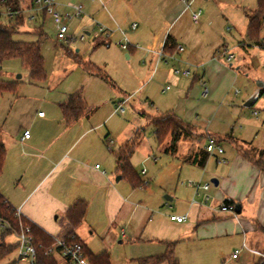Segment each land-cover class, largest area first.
Wrapping results in <instances>:
<instances>
[{
    "label": "crops",
    "instance_id": "obj_1",
    "mask_svg": "<svg viewBox=\"0 0 264 264\" xmlns=\"http://www.w3.org/2000/svg\"><path fill=\"white\" fill-rule=\"evenodd\" d=\"M58 1L62 11L67 3L83 4V14L74 21H78L76 29L92 36L91 44L118 47L126 36L130 43L128 49L122 48L126 57L137 55L148 63L150 76L142 72V77L132 70L128 79L133 81L124 83L131 87L124 88L138 90L135 82L139 76L140 82L147 81L143 89L145 101L151 106L144 109L138 98L132 107L147 120L153 142L144 140L145 127L140 123H128L127 133L116 140L108 128L112 116L126 112L125 106L124 112L115 113L116 104L130 97L129 104L135 93L114 100V109L107 114L89 108L86 115L71 122L66 120L61 104L71 94L83 93L77 90L61 95L49 102L47 112L29 113L27 124L11 127L10 131L0 126L7 150L0 192L47 233L63 235L71 231L93 253L109 252L112 264H140L141 259L166 253L169 242H175L174 255L180 264H264V257L254 252L264 253V171L249 158L258 157V151L264 149V30L259 45L247 38L246 11L255 10L258 0ZM193 13L198 14L197 21ZM47 19L53 25L50 16L37 15L35 21L26 20L34 26H23L22 31L44 32ZM133 23H137L136 28ZM98 24L105 26L109 36L98 30ZM168 36L173 45L165 50ZM178 45L184 50H178ZM223 47L236 57L231 61L217 57ZM177 65H188L193 68L192 74H176ZM153 79L166 84L164 93L171 92H157L150 84ZM83 97L86 99V95ZM166 112H174L192 130L174 151L170 149L171 138L163 143L155 138L152 117ZM25 130H30L29 138H24ZM136 133V150L143 146L144 161L158 163L155 147L174 157L170 160L174 163L172 179L163 183L161 190L171 192L167 201L179 199L184 206H164L160 194L154 202L148 185L133 186L121 174L116 155ZM208 135L220 137L224 153L209 155L201 166L198 161L206 152ZM203 138L206 143L202 145ZM111 139L115 148L108 144ZM106 147L113 159L103 163V169L99 161L104 162ZM134 153L130 158L133 166ZM222 157L226 163L219 162ZM183 174L194 175L200 183L209 178L218 183L212 181V190L211 186L201 189L198 194L211 192L199 201L194 200L196 189L192 199L190 193L184 198L186 190L176 184L170 186ZM79 200L87 207L83 219L74 224L67 212ZM226 200L240 205L236 216L218 209ZM172 215H187V219L178 222L171 219ZM55 257L59 264H70L60 252ZM16 258L17 251L9 261Z\"/></svg>",
    "mask_w": 264,
    "mask_h": 264
},
{
    "label": "rangeland",
    "instance_id": "obj_2",
    "mask_svg": "<svg viewBox=\"0 0 264 264\" xmlns=\"http://www.w3.org/2000/svg\"><path fill=\"white\" fill-rule=\"evenodd\" d=\"M77 24L78 21H74V19L70 23V34L76 37V41H59L56 37L55 28L51 24L50 19H47L45 27L43 28L45 35L41 42V53L44 58V70L46 72V77L43 81H34L20 58H4L0 61L2 71L1 78L6 81H17L15 92H4L0 97V126L4 131H10L11 127L16 125H25L27 124L25 119L33 110H35L36 113H38L39 110L47 112L49 102L52 101V99L61 95H69V93L77 90H81L83 95H86L88 108H95L99 113L106 112V114L109 109H114V104L112 103L114 100H118L124 95L135 93L130 103L125 105V114H116L112 116L107 124L108 128L112 133V138L116 140L127 133L125 129L128 123H133L136 126L140 123L145 127L144 140L146 141L148 138L153 142V131L146 126L147 120L136 113L132 107L138 98L140 102L144 104V109L148 110L151 106L145 101L146 89H143L147 81L145 82L144 80L140 82V78L144 77V74H147L146 76L149 74L147 70L148 63H146V65L137 55L133 59H128L121 45L118 47L116 45L108 47L104 44H100L99 46H96V43L91 44L92 36L86 35L85 31L79 30V27L76 29ZM23 26L24 29H29V27L34 25L29 22ZM262 30H264V28ZM83 34H85L84 41L80 39ZM16 38L38 40L39 35L37 36L34 33H20ZM76 55L81 58L82 61L91 62L100 68L102 72L107 75L108 80L100 76H93L87 72L81 64L76 62ZM217 55L218 51L216 53V56ZM190 67L192 68L193 66ZM176 68L188 69L189 66L186 65L182 68L177 65ZM132 70L142 76H139L138 79L136 78L137 81L135 84H139V89L136 91H132L131 89L126 90L124 88L131 87L129 84L124 83L133 81L128 79V77H131ZM191 71L193 72V68ZM142 72H144V74ZM90 78H93L92 81H89ZM150 78L152 79L153 75ZM189 78H192V76ZM150 84H154L156 91L162 95L171 92L167 91L164 93L162 89L166 84L158 82L156 79H153V81L151 80ZM105 131H108V129ZM205 140V138L202 139V145L206 143ZM115 146L116 145L113 144V148H115ZM139 147L140 148L137 150L135 148L133 164L139 175L148 183L146 188L152 190L153 196L151 199L157 202L158 195L160 194L164 206L172 205L175 208L184 206V203L179 199L167 201L166 196H170L171 192L162 193L161 190L163 183L169 182L171 181L170 179H172L170 172L174 163L171 164L170 160H175L174 157L168 156L163 148L159 147L157 149V147H155V154L158 158L160 157L158 163H154L152 159L144 161L145 152L142 149L143 146ZM108 148L109 147H106L104 162L99 161V163H102L103 169L105 167V162L107 163L108 160L112 161L113 159V153L109 150L110 148ZM167 166H171L170 169L169 167L167 168ZM143 170H145V172H143ZM193 170L199 169L194 168ZM188 179H192L196 183L198 182V179L195 178L194 175L183 174L181 177L177 176L175 180H173L174 182L172 181V184L170 183V186H174L175 184L178 185L183 190H186L183 197L186 198L190 193V199H192L195 187L192 188L188 183H185ZM207 180L212 190V188H214V183L211 178ZM211 190L205 192V194L196 193L194 200L199 201L201 197L210 193ZM6 240L9 243H15L17 238L13 233L9 234ZM14 255L15 252L5 258L1 264L7 263Z\"/></svg>",
    "mask_w": 264,
    "mask_h": 264
},
{
    "label": "trees",
    "instance_id": "obj_3",
    "mask_svg": "<svg viewBox=\"0 0 264 264\" xmlns=\"http://www.w3.org/2000/svg\"><path fill=\"white\" fill-rule=\"evenodd\" d=\"M31 0H0V61L4 58L17 57L20 58L24 67L29 71L30 77L34 81H43L46 77L44 70V58L41 53V39L45 35L43 31L34 30L33 33L39 35L36 41H26L16 38L22 31L23 25L27 22L25 16L22 15L16 21L7 22L1 14V11L6 7L12 9L20 8L21 5H29ZM249 24L247 31V38L253 44H261V32L264 28V0H258L257 8L255 10L246 11ZM31 33V32H25ZM170 45H173L171 36L167 37L164 49L166 50ZM76 62L81 64L87 72L94 76L108 80L105 73L100 68L91 62L82 61L76 55ZM2 71L0 67V97L4 92H15L17 81H6L1 78ZM63 114L68 122L76 121L83 115L88 113V105L86 99L81 93L71 94L68 100L61 104ZM152 123L155 133V138L158 143H163L166 139L171 138L170 149L175 150L178 142L182 138H187L191 133V126L179 118L174 112H166L162 115L152 117ZM214 136V135H213ZM216 137V136H214ZM221 142L220 137H216ZM139 135L136 133L132 138L125 143L120 151L117 153L116 158L119 165V170L123 177L130 181L133 186H146L148 183L142 179L137 170L130 162L131 155L136 148ZM240 148V147H239ZM264 149L258 151V157L249 156L254 165L260 170L264 171V162L262 156ZM6 146L1 138L0 128V175L4 168L6 159ZM209 153L206 151L201 159L198 161L199 165L204 166ZM196 161V160H195ZM226 202L233 203L231 200ZM86 202L79 200L67 212L68 219L77 224L85 215ZM0 220L6 223L4 227H0V264L17 250V242L9 243L6 237L13 234L15 231H20L21 225L29 224L32 228V235L34 236L37 246V259L35 264H59L55 254H46L45 251L53 244V237L40 228L37 224L33 223L26 216H18L16 208L5 198L0 192ZM75 238L79 239L75 234ZM41 245V246H39ZM175 242L168 243V250L166 253L156 256H150L140 260V264H157L163 260H168L169 264H180L178 258L174 255ZM85 253L91 264H112L110 253L105 251L93 253L85 246ZM4 264H15V260L9 261ZM263 264V263H259Z\"/></svg>",
    "mask_w": 264,
    "mask_h": 264
},
{
    "label": "built area",
    "instance_id": "obj_4",
    "mask_svg": "<svg viewBox=\"0 0 264 264\" xmlns=\"http://www.w3.org/2000/svg\"><path fill=\"white\" fill-rule=\"evenodd\" d=\"M24 0H22V3ZM67 8L63 11L60 10V2L58 0H31L29 5H21L20 8L12 9L11 7H6L1 11L2 17L7 21H16L18 17L24 15L27 21H35L37 15H48L53 21V25L56 31V37L59 41H76V37L70 34V23L76 17H80L84 12V6L78 2L67 3ZM193 18L195 21L198 20V14L193 13ZM133 28L137 27V23L132 24ZM100 32H105L106 36H109V32L106 30L105 26L98 24ZM81 40L85 39V34L80 37ZM121 47L123 49H128L130 43L128 38L124 37V42H122ZM178 50L183 51L184 47L182 45L177 46ZM164 55V51L160 52V56ZM217 57H224L227 61H231L236 57L234 52H231L227 47H223L218 50ZM174 72L176 74H182L183 76H190L192 71L188 69L175 68ZM169 88V86L167 87ZM130 97H127L116 104L114 112L121 113L125 111V104L129 101ZM39 115H44V112H40ZM24 138L30 137V130H25L23 134ZM109 146L113 145V140H109ZM206 151L212 154L224 153V147L213 135H208ZM220 163H226L227 160L222 157L219 159ZM99 167V164L96 165ZM145 172V170H143ZM187 183L195 187L197 194L201 189L208 190L210 188L209 182H194L192 179L188 180ZM208 199V197L206 198ZM222 212H231L236 216V207L233 203L222 202L218 208ZM16 213L18 216L24 215L20 208H16ZM172 220L178 222H183L187 219V215H172ZM6 223L0 220V227H4ZM17 238V258L15 259V264H35L37 259V246L35 243L34 236L32 235V228L29 224L21 225L20 231L14 232ZM49 234V233H48ZM51 235V234H50ZM54 239L53 244L48 248L46 254H55L60 252L70 264H91L86 253L85 245L82 240L76 239L75 234L71 231H67L63 235H51ZM41 246V245H39ZM254 252L261 254L264 257V253L254 250ZM237 256V253L234 254Z\"/></svg>",
    "mask_w": 264,
    "mask_h": 264
},
{
    "label": "water",
    "instance_id": "obj_5",
    "mask_svg": "<svg viewBox=\"0 0 264 264\" xmlns=\"http://www.w3.org/2000/svg\"><path fill=\"white\" fill-rule=\"evenodd\" d=\"M215 184H217L218 182L216 181V180H212ZM168 196H166V198H167ZM236 210L237 211H240V205H237V207H236Z\"/></svg>",
    "mask_w": 264,
    "mask_h": 264
}]
</instances>
